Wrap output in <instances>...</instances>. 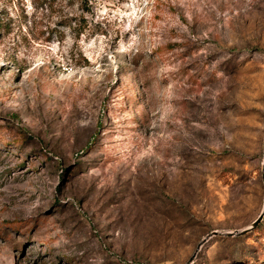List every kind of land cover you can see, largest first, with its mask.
Returning a JSON list of instances; mask_svg holds the SVG:
<instances>
[{
	"label": "rangeland",
	"instance_id": "374dc122",
	"mask_svg": "<svg viewBox=\"0 0 264 264\" xmlns=\"http://www.w3.org/2000/svg\"><path fill=\"white\" fill-rule=\"evenodd\" d=\"M0 264H264V0H0Z\"/></svg>",
	"mask_w": 264,
	"mask_h": 264
},
{
	"label": "water",
	"instance_id": "95a60500",
	"mask_svg": "<svg viewBox=\"0 0 264 264\" xmlns=\"http://www.w3.org/2000/svg\"><path fill=\"white\" fill-rule=\"evenodd\" d=\"M258 221H259V220H257V222H258ZM257 222L254 223V226L257 224Z\"/></svg>",
	"mask_w": 264,
	"mask_h": 264
}]
</instances>
